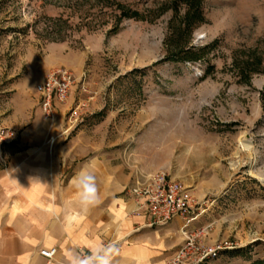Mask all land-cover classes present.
Masks as SVG:
<instances>
[{"label":"rangeland","instance_id":"1","mask_svg":"<svg viewBox=\"0 0 264 264\" xmlns=\"http://www.w3.org/2000/svg\"><path fill=\"white\" fill-rule=\"evenodd\" d=\"M198 1L185 49L203 58L185 60L173 55L186 0H0V120L38 103L25 83L59 67L44 72L65 47L77 81L55 108L65 104V135L82 136L68 171L112 152L133 181L165 172L207 201L192 222L209 227L203 241L229 243L202 264H264V0Z\"/></svg>","mask_w":264,"mask_h":264},{"label":"crops","instance_id":"2","mask_svg":"<svg viewBox=\"0 0 264 264\" xmlns=\"http://www.w3.org/2000/svg\"><path fill=\"white\" fill-rule=\"evenodd\" d=\"M57 49L44 72L65 66V47ZM36 84L28 80L23 91L34 92ZM64 113L59 104L46 120L38 103L24 101L0 120L19 133L0 148V264H48L40 250L51 247L57 252L49 264H78V248L90 254L98 244L114 246L112 264H166L182 244V221L153 225L151 216L135 213L127 193L134 177L105 160L112 152L87 154L68 171L77 153L72 143L82 136L65 135ZM86 166L99 200L85 212L74 202L72 179Z\"/></svg>","mask_w":264,"mask_h":264},{"label":"built area","instance_id":"3","mask_svg":"<svg viewBox=\"0 0 264 264\" xmlns=\"http://www.w3.org/2000/svg\"><path fill=\"white\" fill-rule=\"evenodd\" d=\"M81 80L83 83L84 73L79 77ZM76 81L77 77L70 68L59 66L50 69L36 84L38 107L44 119L54 115L55 104L67 99ZM18 137L17 131L0 121V148L4 144L16 142ZM127 193L135 203L134 212L151 216L153 225H164L174 219L182 221V244L166 264H202L214 258L220 250L229 248L226 241L215 246L203 241L209 227L194 229L192 222L203 213L207 201L195 197L188 186L169 174L158 171L138 178L129 185ZM56 252V247L40 250L48 264ZM76 255L82 259L88 253L78 248Z\"/></svg>","mask_w":264,"mask_h":264},{"label":"clouds","instance_id":"4","mask_svg":"<svg viewBox=\"0 0 264 264\" xmlns=\"http://www.w3.org/2000/svg\"><path fill=\"white\" fill-rule=\"evenodd\" d=\"M72 185L75 189L74 202L83 211L86 212L98 203L96 177L87 166L73 177ZM115 254L114 246L98 244L78 264H112Z\"/></svg>","mask_w":264,"mask_h":264},{"label":"trees","instance_id":"5","mask_svg":"<svg viewBox=\"0 0 264 264\" xmlns=\"http://www.w3.org/2000/svg\"><path fill=\"white\" fill-rule=\"evenodd\" d=\"M188 9L185 12V15L182 19L183 21V29L182 32L187 33V38L185 41H178L176 44H174V52L173 58L175 59H185V60H198L203 58V51L197 50L195 51L193 48L185 49L188 44V38L191 35L192 30L199 25L200 22L203 21L202 12L200 9V2L198 0H186ZM123 16L128 17H138L140 16V13L138 11H131V10H122L120 14V18ZM119 22V19L117 23ZM246 66L250 65V62H244ZM251 67H246L245 69V77L248 79V75L250 74ZM136 72L135 70L131 71L129 74L124 75L120 79H128L132 75H134ZM262 264V262H261Z\"/></svg>","mask_w":264,"mask_h":264},{"label":"bare ground","instance_id":"6","mask_svg":"<svg viewBox=\"0 0 264 264\" xmlns=\"http://www.w3.org/2000/svg\"><path fill=\"white\" fill-rule=\"evenodd\" d=\"M240 145H241L243 148H249V143H247V142H241Z\"/></svg>","mask_w":264,"mask_h":264}]
</instances>
